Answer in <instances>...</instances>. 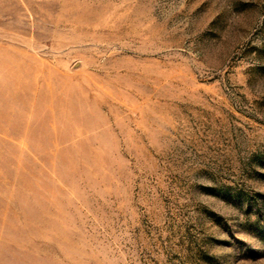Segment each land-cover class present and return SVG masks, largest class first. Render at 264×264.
<instances>
[{
	"label": "rangeland",
	"instance_id": "obj_1",
	"mask_svg": "<svg viewBox=\"0 0 264 264\" xmlns=\"http://www.w3.org/2000/svg\"><path fill=\"white\" fill-rule=\"evenodd\" d=\"M0 264H264V0H0Z\"/></svg>",
	"mask_w": 264,
	"mask_h": 264
}]
</instances>
